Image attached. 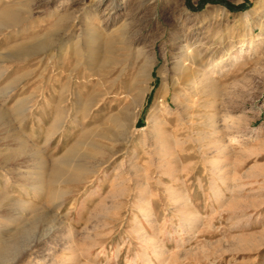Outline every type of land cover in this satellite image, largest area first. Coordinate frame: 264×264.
Masks as SVG:
<instances>
[{
	"label": "rangeland",
	"instance_id": "1",
	"mask_svg": "<svg viewBox=\"0 0 264 264\" xmlns=\"http://www.w3.org/2000/svg\"><path fill=\"white\" fill-rule=\"evenodd\" d=\"M98 1L0 0V264H264V0Z\"/></svg>",
	"mask_w": 264,
	"mask_h": 264
},
{
	"label": "bare ground",
	"instance_id": "2",
	"mask_svg": "<svg viewBox=\"0 0 264 264\" xmlns=\"http://www.w3.org/2000/svg\"><path fill=\"white\" fill-rule=\"evenodd\" d=\"M102 1L103 0H99L98 1V3H97V5H100L101 3H102ZM115 7H112V9H114ZM109 10H111V9H109ZM108 10V12H110ZM127 40V39H126ZM125 41V40H124ZM109 57V56H108ZM149 59H150V57L148 56V57H145V59L144 58H142L141 59V61H142V63H141V67H140V72L138 73V75H137V77H136V81L137 82H139V81H141V79L143 78V75L144 74H147L148 72H150L151 73V69L153 68V65H152V67L151 68H148V62H149ZM104 60H105V63L107 64L108 62H109V58H104ZM137 63H138V61H137ZM191 63H192V67L193 66H196L197 64H198V61H197V59L196 58H193V59H191ZM103 66V65H102ZM105 67V66H104ZM191 67V68H192ZM189 71V70H188ZM191 72V71H190ZM150 73H149V75H150ZM192 78H193V75H189V74H187V73H183V76H182V79H183V81H190V80H192ZM194 79V78H193ZM193 81V80H192ZM154 106V105H153ZM152 106V107H153ZM156 107V106H155ZM131 108H132V106H131ZM157 108H158V106H157ZM128 109V108H127ZM159 110V109H158ZM154 111V110H153ZM0 114H3V113H0ZM129 115V109L128 110H126L125 112H124V116L125 117H127ZM4 116V115H3ZM3 116L1 115L0 116V120L1 119H3ZM152 118H151V120L152 121H154V120H156V113H154L152 116H151ZM117 118V117H116ZM55 174V173H54ZM69 174V173H68ZM56 175V174H55ZM62 178V177H61ZM58 181V180H57ZM88 232H89V230H88ZM45 234V233H44ZM44 236V235H43ZM35 237V236H34ZM33 237V238H34ZM42 238L43 237H39V238H35L33 241H32V244L30 245V249L29 250H33V249H35V247L42 241ZM28 243V242H27ZM29 245V244H28ZM17 247H18V241H1L0 242V259H3V258H5L7 255H9L10 253H13L16 249H17ZM18 249H19V247H18ZM17 249V250H18ZM28 250V249H27ZM25 252H26V250H25ZM30 252V251H29ZM28 253V252H27Z\"/></svg>",
	"mask_w": 264,
	"mask_h": 264
}]
</instances>
